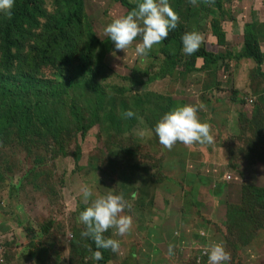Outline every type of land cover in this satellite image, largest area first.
<instances>
[{"label": "rangeland", "instance_id": "374dc122", "mask_svg": "<svg viewBox=\"0 0 264 264\" xmlns=\"http://www.w3.org/2000/svg\"><path fill=\"white\" fill-rule=\"evenodd\" d=\"M240 1L225 7V46L211 35L208 18L191 26L207 51L228 52L233 59L242 26L254 18L264 20V0ZM45 8L53 13V1L47 0ZM87 11L106 53L98 114L103 121L83 137L69 138L64 152L34 146L30 151L8 137L0 143V264H97L81 236L79 213L91 203L83 200V186L101 195H122L126 207L121 215L132 220L123 236L112 229L103 233L120 244L116 253L105 249V264H208L206 249L214 243L229 253L228 264H264V213L256 211L251 221L235 210L242 205L244 185L264 188V76L246 68L253 95L238 85L241 60L227 59L215 75L203 71L183 76L175 69L150 80L158 65L136 55L138 37L124 51L115 50L104 34V27L127 14L126 9L95 2ZM260 46L264 52V44ZM201 63L196 60V68ZM43 74L51 77L52 72ZM82 97L85 102L96 98L88 87ZM169 101L176 102L174 108L195 106L213 143L178 142L170 150L161 145L154 128ZM128 109L135 113L129 127L121 118ZM245 118L256 119L258 130ZM37 247L44 249L31 256Z\"/></svg>", "mask_w": 264, "mask_h": 264}, {"label": "trees", "instance_id": "16d2710c", "mask_svg": "<svg viewBox=\"0 0 264 264\" xmlns=\"http://www.w3.org/2000/svg\"><path fill=\"white\" fill-rule=\"evenodd\" d=\"M46 1L15 0L11 17L0 15V143L8 137L30 151L34 146L38 150L56 148L64 152V143L69 138L78 134L83 137L95 124L103 121L98 114L101 112L99 97L104 90L106 66L103 59L106 53L101 50L103 41L92 30V16L87 9L95 2H110L120 4L128 13L137 2L52 0L55 10L49 14ZM232 1L194 0L197 4L192 7L193 0H168L179 21L168 37L156 45L157 51L151 49L145 56L151 59V65H158V72L150 80L162 79L175 69L180 70L176 74L183 76L203 71L215 75L214 71L227 59L250 60L256 66L254 75L264 76L261 69L264 53L260 49L264 23L256 18L242 27V42L233 59L228 52L224 55L209 52L204 45L191 56L182 53V35L195 31L191 26L204 18L209 19L208 29L216 42L226 45L222 20L227 14L226 5ZM198 59L202 63L196 68ZM44 70H50L51 77H44ZM136 82L131 84L136 85ZM85 87L97 99L93 97L85 102L82 97ZM174 105L176 102L169 101L161 110L168 113ZM131 119L125 121L128 127ZM245 123L254 131L258 130L256 119L247 121L245 118ZM114 129L122 130L118 125ZM241 190L243 202L235 210L255 221L256 211L264 213V188L244 185ZM235 228L240 229L241 225ZM85 239L93 252H102L103 259L96 261L97 264H105V249H97L90 238ZM42 249L37 247L30 255H39Z\"/></svg>", "mask_w": 264, "mask_h": 264}, {"label": "clouds", "instance_id": "9594fccd", "mask_svg": "<svg viewBox=\"0 0 264 264\" xmlns=\"http://www.w3.org/2000/svg\"><path fill=\"white\" fill-rule=\"evenodd\" d=\"M14 2L15 0H0V15L11 17ZM178 21L179 16L168 0H138L135 8L114 18L103 31L108 40L113 42L115 50L125 51L139 37L135 53L145 57L154 45L168 37L169 32L177 27ZM181 42L182 53L191 56L200 49L203 37L195 31L186 32L182 35ZM197 111L195 106L183 105L165 113L154 128L159 143L169 150L178 142L186 146L194 143L212 144L214 138L210 134V127L198 118ZM134 116L131 109L121 114L122 119ZM80 192L84 201L91 200L90 205L79 213V221L86 229L81 232V236L90 238L97 249L118 252L119 241L105 238L103 233L112 229L115 235L123 236L130 230L131 217L121 215L126 207L123 196L112 192L97 194L88 186H83ZM169 252L171 253V249ZM206 255L208 264H228L230 260L229 253L220 243L211 244L206 249ZM92 259L94 262L102 260V252L94 251Z\"/></svg>", "mask_w": 264, "mask_h": 264}, {"label": "crops", "instance_id": "0c3cea01", "mask_svg": "<svg viewBox=\"0 0 264 264\" xmlns=\"http://www.w3.org/2000/svg\"><path fill=\"white\" fill-rule=\"evenodd\" d=\"M236 1V0H235ZM238 2V1H237ZM240 2H243V0H241ZM236 19V18H235ZM259 22L260 23H262V22H264V20H260V18H259ZM247 23V22H246ZM243 27V26H242ZM242 29V28H241ZM237 30H239L238 28H237ZM240 33V32H239ZM261 43H263L264 44V40H262V42ZM260 49H261V46H260ZM262 51V50H261ZM263 52V51H262ZM264 53V52H263ZM238 64H240V65H242L243 64V66L240 68V70H239V72H238V75H240L241 77V81L240 82H238V85H242V89L243 90H246V91H248L249 92V95H253V93L250 91L251 89L249 88L250 87V82L248 81V72L246 71V68L248 69V71H249V69H255V65H254V63L252 62V61H250V60H241ZM240 65H239V67H240ZM262 69V72H264V64H263V67L261 68ZM232 72H233V75H234V71H233V69H232ZM247 77V78H246Z\"/></svg>", "mask_w": 264, "mask_h": 264}, {"label": "built area", "instance_id": "2783aa9c", "mask_svg": "<svg viewBox=\"0 0 264 264\" xmlns=\"http://www.w3.org/2000/svg\"><path fill=\"white\" fill-rule=\"evenodd\" d=\"M229 178V177H228Z\"/></svg>", "mask_w": 264, "mask_h": 264}]
</instances>
